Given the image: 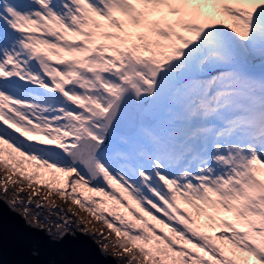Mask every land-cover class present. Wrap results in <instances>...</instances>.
Here are the masks:
<instances>
[{
	"label": "snow or ice",
	"instance_id": "snow-or-ice-1",
	"mask_svg": "<svg viewBox=\"0 0 264 264\" xmlns=\"http://www.w3.org/2000/svg\"><path fill=\"white\" fill-rule=\"evenodd\" d=\"M0 166L130 264H264V0H0Z\"/></svg>",
	"mask_w": 264,
	"mask_h": 264
},
{
	"label": "water",
	"instance_id": "water-1",
	"mask_svg": "<svg viewBox=\"0 0 264 264\" xmlns=\"http://www.w3.org/2000/svg\"><path fill=\"white\" fill-rule=\"evenodd\" d=\"M9 203L0 194V264H120L89 232L72 227L61 239Z\"/></svg>",
	"mask_w": 264,
	"mask_h": 264
},
{
	"label": "rangeland",
	"instance_id": "rangeland-1",
	"mask_svg": "<svg viewBox=\"0 0 264 264\" xmlns=\"http://www.w3.org/2000/svg\"><path fill=\"white\" fill-rule=\"evenodd\" d=\"M8 176H11L13 181L19 182L8 184L7 186L14 194L13 195L11 193L14 197L18 194L21 201L24 202L21 204L22 207L20 208L22 213L23 208L27 206L29 211L33 214L38 215V213H41L43 216L48 215L49 220L47 224L38 216L40 218L39 224L45 223L44 225L55 229L62 226L63 221L67 218L73 222L71 227H65L67 230H71L73 226L77 227L76 225H79L77 228L89 231L93 237L98 240V242H101L102 245L106 241H116L117 237L115 233L111 232L102 221H98L95 216L86 211L84 208L74 204L67 198H62L58 192L51 191L42 184H37L35 180H33L31 186H29V182L27 180H24L18 174L10 172L2 166H0V188H4L7 183ZM52 183L55 184V181H52ZM29 197H31L30 204L28 203ZM37 204H41L43 207L37 208ZM27 217L31 219V216ZM101 233H103L102 236L100 235ZM107 250L115 255L120 264H130V258L128 255L123 253V251L119 247H116L114 243H109ZM132 264H135V262H132Z\"/></svg>",
	"mask_w": 264,
	"mask_h": 264
},
{
	"label": "flooded vegetation",
	"instance_id": "flooded-vegetation-1",
	"mask_svg": "<svg viewBox=\"0 0 264 264\" xmlns=\"http://www.w3.org/2000/svg\"><path fill=\"white\" fill-rule=\"evenodd\" d=\"M10 186H13V185H10ZM3 189H4V188H0V193H1L2 195H4L5 197H7V198L10 199V200L14 199V196H13L14 194H13L10 190H9V192H8L7 194H5L4 191H3ZM8 189H10V188H8ZM11 193H12L13 195H12ZM16 207H18V208L20 209L22 206H21V205H17ZM38 216H39L40 218H42V219L44 220V222H45L46 220H47V221L49 220L48 215H44V216H43L41 213H38ZM45 223H46V222H45ZM45 223H44V224H45ZM41 224H42V223H41ZM44 224H43V225H44ZM46 224H47V223H46ZM44 226H46V227H48V228L50 227V226H47V225H44Z\"/></svg>",
	"mask_w": 264,
	"mask_h": 264
},
{
	"label": "bare ground",
	"instance_id": "bare-ground-1",
	"mask_svg": "<svg viewBox=\"0 0 264 264\" xmlns=\"http://www.w3.org/2000/svg\"><path fill=\"white\" fill-rule=\"evenodd\" d=\"M99 244H101V243H99Z\"/></svg>",
	"mask_w": 264,
	"mask_h": 264
}]
</instances>
